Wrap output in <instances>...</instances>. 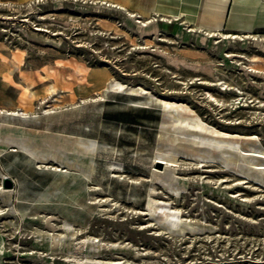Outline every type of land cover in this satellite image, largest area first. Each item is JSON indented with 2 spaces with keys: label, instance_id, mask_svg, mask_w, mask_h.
Returning a JSON list of instances; mask_svg holds the SVG:
<instances>
[{
  "label": "rangeland",
  "instance_id": "1",
  "mask_svg": "<svg viewBox=\"0 0 264 264\" xmlns=\"http://www.w3.org/2000/svg\"><path fill=\"white\" fill-rule=\"evenodd\" d=\"M228 2L205 0L200 24L217 34L200 43L203 29L183 16L144 13L146 3L128 10L99 0H0V110L19 111L8 119L32 136L72 131L99 139L89 189L81 174L52 161L35 163L14 148L0 155L10 180L0 185L12 190L14 206L31 207L25 218L17 210L15 220L0 200L7 212L0 216V264H264V185L222 165L181 160L176 179L156 180L155 198L148 196L164 99L186 104L230 138H257L264 148V0H231L223 21ZM14 59L21 69L7 75ZM78 66L88 73L81 76ZM110 75L124 90L101 92ZM53 83L47 93L43 86ZM27 87L37 90L34 98H26ZM22 106L35 114L19 116ZM112 155L122 164L119 179L106 171ZM88 190L97 194L91 201ZM63 217L72 227L62 225ZM73 227L78 236L87 229L91 239L67 237L52 252L51 233Z\"/></svg>",
  "mask_w": 264,
  "mask_h": 264
},
{
  "label": "bare ground",
  "instance_id": "2",
  "mask_svg": "<svg viewBox=\"0 0 264 264\" xmlns=\"http://www.w3.org/2000/svg\"><path fill=\"white\" fill-rule=\"evenodd\" d=\"M144 13H146V12H144ZM161 16L164 19H168L171 16L178 17L179 14L160 15V17ZM141 20H143V19H141ZM189 21H192L196 27L204 30L198 36V41L200 43H203L207 38H212L214 33H216L215 29H205L204 27H202V25L200 24V18L198 20L196 18L190 19ZM140 23H141V21L137 20L135 24L137 25V27H139L141 25ZM196 33H197V31H196ZM219 35H220V37L222 39H226L228 42L231 41L232 37H230L229 35H223V34H220V33H219ZM7 64L9 65L8 69L5 72L7 75H12L14 72H16L17 70L21 69V67H20L21 64L19 63V61L15 60V59L13 61H9L8 60ZM213 67L215 68V66H213ZM76 69H77L78 73L81 76H85L86 73H88L85 68H82L80 66H78ZM206 69H207L206 71L210 75H212L214 73L213 69L211 67L210 68H206ZM213 77H214V75H213ZM215 78H217V74H216ZM86 79H87V77L85 78V80ZM218 81H220V80H218ZM52 85H54V83L50 84L48 86L47 85L43 86L45 88V90H47V93L51 94V92L55 91L56 87H54ZM55 85L58 86L57 90H58V88H60L62 91H67L60 84L55 83ZM229 86H231V85H229ZM106 90H119L120 91V90H124V88H123L122 83H120L119 81L115 80V78H113L112 75H110V76H108L107 78L104 79L103 85L101 86V92L102 93L106 92ZM127 90L132 91V92H138V90H135V89H127ZM44 92L46 93V91H44ZM36 93H37V90L32 89L30 87L26 88V93H25L26 98L32 99V98H34L36 96ZM40 93H42V92H40ZM70 100L72 101V98H70ZM147 100H149V99H147ZM61 101H62V99H61ZM84 101H86L85 98L82 99V102H84ZM173 101L165 100V99L162 101L163 115H162V119L160 121L159 130L157 132V135H155L156 136V143H155L154 149H153V151L151 153V157H150L152 159L149 162V168H150V175H149L150 180L149 181H150V183H149V186H148V196L150 198H153V199L155 198V194L157 192V187H156V182H155L156 180H164L165 178L169 179V180H172L174 178L176 179V174H178V173H176V166H179L178 164H179V162L181 160H187L189 162H193V163L197 164L200 167H203V166L207 165V163H211V164L215 163L217 165H222L225 168H230V170L232 169V170L236 171L237 173H239L240 176L242 175L245 178H248V179L256 181L258 184L264 185V148H262L260 146L259 141H258L257 138H249L248 137V138L241 139L242 137L239 138L240 136L238 138H230V137L226 136V134L216 130L212 126H210L207 123H205L203 121V119L201 117H199L197 115V113H195V111H192L191 110L192 108H189L186 104H179V103L173 102ZM10 102H11V100L8 101V102H4V104H6V105L8 104L9 105ZM93 103H95V102H93ZM96 103H97V101H96ZM53 104H55V103H53ZM71 104H74V102H72ZM8 105H7V107H8ZM12 105H11L12 107H16V106H14V103ZM11 106H10V108H11ZM94 106H95V104H94ZM160 106H161V104H160ZM22 107H21L22 111L19 113V116L26 117L29 114V112H32L30 109H28L26 107H23V108ZM21 109H19V110H21ZM66 111H67V109H66ZM18 112H14L12 110L9 111V110H7L5 108L0 110V117L3 116V117L7 118V120L6 119H0V155L2 153H4V152L8 151L9 149L11 150L12 148H14L16 151L19 150V151L24 152L25 154H27L29 156V158L31 159V161H35V163H47V162L52 161L53 163H56V165L59 164L61 167L65 168L63 170L65 173H67L68 171H73L75 174L76 173L81 174L83 179H86V182L84 183L85 186H86V189L87 188L89 189L90 183L88 181H90L92 179L95 171L97 170L96 169L97 168L96 167V163H97L96 156H97V150H98V145H99V141H98L99 139L93 138L92 136H91L92 138H88V137L86 138V137H83L84 135L83 136L71 135L72 131L70 132V134H63V133L55 134V133H51V132H48V131H44L38 137L32 136L28 131H26L25 129H23L22 127H20L18 125L13 124L12 121L8 119V118H11L13 115H18ZM32 113L35 114V111L32 112ZM65 118H66V116H65ZM18 122H19V120H18ZM73 134H75V133H73ZM232 137H234V136H232ZM99 138H101V137H99ZM102 140H100V141H102ZM106 145H105V147H106ZM112 149H115V148L112 147ZM107 151H109V150H107ZM135 151H137V149ZM110 152H111V150H110ZM112 152H114V150ZM7 154H10V153H7ZM14 155H16V154H14ZM21 155H23V154H21ZM111 159H113V155L110 157L109 160L106 159L107 161H106V165L105 166H107V168H108V169H106V171L108 170L109 171L108 173L111 174V176H117L118 177V175L121 172H124L123 168H122V164L121 163H117V162H115V161H113ZM40 166H39V168H40ZM161 167H163V168L161 169ZM218 168H220V167L218 166ZM181 169H183V168L181 167ZM1 170H0V179L4 180L7 177L2 173ZM96 172H98V171H96ZM122 174H124V173H122ZM61 177L62 176H60V178ZM125 178H127V177H125ZM64 179H66V178H64ZM93 179H94V177H93ZM118 179H119V177H118ZM67 180H69V178ZM96 180H97V178H96ZM70 181H71V179H70ZM128 183L130 184L129 181H128ZM81 186H82V184H81ZM67 187H69V186L67 185ZM63 190H65V189H63ZM68 192L71 193V191H68ZM63 194H61V195H63ZM12 195H13V192H12L11 189L4 188L3 186L0 185V200H1L2 203H4L10 209L9 213L11 214L13 219H15V220L17 219V216H18L17 215V210L21 212V217L22 218H25L26 215L29 216V214H30L29 210L31 209V207L30 206L27 207L28 204H26V203L23 204L21 202H19V205L14 206L12 204L13 202L11 201ZM88 195H89V197L88 196L87 197L91 201L95 197V195H97V194H95L94 190H92V191L88 190ZM26 196H28V194H26ZM30 196H32V195H30ZM22 197H24V195ZM83 199H84V197H83ZM72 200H73V198H72ZM64 201H65V199H64ZM64 201H63V203H64ZM82 201L79 202V200L76 199V200L73 201V203H76V204L80 205V203L82 204ZM51 202H52V200H51ZM65 202H67V201H65ZM85 202H86V199H85ZM47 203H49V202H47ZM91 203L92 202H90V204ZM83 204L84 205H82V206H86L85 203H83ZM110 204L111 203H109V205ZM65 207H68V206H65ZM92 207H94V206H92ZM111 207H112V204H111ZM89 209H90V207H89ZM43 212H46V211H43ZM4 213L2 211H0V216L3 215ZM73 213H74V211H73ZM75 214L76 213H74V215ZM88 214H89V212H88ZM68 217L69 216H67V218ZM78 217H80V216H78ZM156 217L157 216H155V218ZM7 218H8V216H7ZM67 218L63 217V220L61 221L62 225L65 226V227H72L74 222L72 223ZM74 220H76V219H74ZM85 220L86 219H84L83 222ZM86 223H87V220H86ZM11 225L12 226H16V221L13 220ZM53 226H55V225H53ZM75 227H77V226H75ZM8 228H9V226H8ZM85 231H84V233L82 235L80 234V236H78L77 229H75L74 227L70 231L63 230L62 232H60L59 234H56V235L51 233L52 234L50 236L51 238L49 237L50 238V242H49L50 250L52 252H55L57 250H61L62 249L61 248L62 244L66 243L67 241H68V243L70 241H75L78 238H81L83 243H87V241L91 239L92 235L90 234L91 235L90 237L87 236L88 234ZM41 233H42V231H41ZM43 233H45V232H43ZM47 235H48V233H47ZM37 237H38V234H37ZM67 237H68V240L66 241ZM34 238H35V236H34ZM41 239H43V238H41ZM46 240H48V239H46ZM38 242H42V241H38ZM3 251H4L3 238L0 235V254H3ZM92 258L93 257H91V259ZM70 259H72V258H70ZM83 260H84V258H83ZM88 260H90V259H88ZM91 261H93V260H91ZM127 264H129V263L127 262Z\"/></svg>",
  "mask_w": 264,
  "mask_h": 264
},
{
  "label": "crops",
  "instance_id": "3",
  "mask_svg": "<svg viewBox=\"0 0 264 264\" xmlns=\"http://www.w3.org/2000/svg\"><path fill=\"white\" fill-rule=\"evenodd\" d=\"M5 2L12 3L16 0H4ZM104 3L119 5L120 7L130 9L133 5L148 4L149 7L143 10L146 13H153L157 15H174L179 14L178 17L183 16L185 20L200 18L205 4V0H99ZM229 0L223 15L225 21L226 11L229 9ZM232 9V8H231Z\"/></svg>",
  "mask_w": 264,
  "mask_h": 264
},
{
  "label": "water",
  "instance_id": "4",
  "mask_svg": "<svg viewBox=\"0 0 264 264\" xmlns=\"http://www.w3.org/2000/svg\"><path fill=\"white\" fill-rule=\"evenodd\" d=\"M4 180L7 182V184L10 183V180L8 178H5Z\"/></svg>",
  "mask_w": 264,
  "mask_h": 264
}]
</instances>
